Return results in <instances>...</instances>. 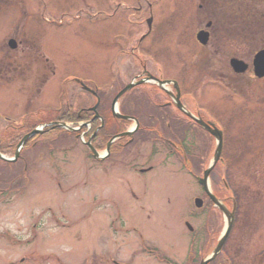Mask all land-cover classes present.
<instances>
[{"label":"rangeland","instance_id":"1","mask_svg":"<svg viewBox=\"0 0 264 264\" xmlns=\"http://www.w3.org/2000/svg\"><path fill=\"white\" fill-rule=\"evenodd\" d=\"M260 9L264 0H0V161L9 165L20 151L19 129L27 117L57 111L64 89L80 99L85 87L73 76L93 89H109L115 78L118 87H133L142 70L137 55L158 75L183 79L192 105L201 104L223 131L221 161L208 179L230 207L236 201L226 241L230 256L224 258L264 264V77L255 76L253 65L264 49ZM206 20L213 26L211 47L244 59V71H234L227 59L217 63L216 53L203 59L202 51L216 52L195 40ZM206 133H193L192 156L150 135L109 159L106 149L93 156L87 133L79 140L58 138L56 131L42 135L41 147L30 149L26 172L16 174L22 166L0 169L2 177L11 176L0 183V264H92L94 256L109 253L130 264H165L142 250L148 244L184 264L186 221L200 229L210 220L194 203L195 197L207 200L197 178L210 166L216 142ZM5 184L11 191L1 192ZM118 212L139 230L112 231ZM225 227L222 216L220 233Z\"/></svg>","mask_w":264,"mask_h":264},{"label":"flooded vegetation","instance_id":"2","mask_svg":"<svg viewBox=\"0 0 264 264\" xmlns=\"http://www.w3.org/2000/svg\"><path fill=\"white\" fill-rule=\"evenodd\" d=\"M212 27L210 20H206L205 26H201L196 35H194L195 40L200 43L202 48L205 49V47H210L212 50L216 51L209 52V50L206 49V51H202V57L203 59L208 60L210 58L209 55L216 53L217 58L220 60L217 63L221 62L223 65L224 60L227 59V62H229V66L231 67V59L242 58L238 56L234 57L233 55L229 56L227 53L220 55L217 47H213V43L211 47L210 41L213 37ZM150 31H152V29ZM199 34H204L201 41L198 39ZM143 39L144 37H141L140 41ZM135 58H137L138 65L141 66L142 70L138 75L136 74L132 78L133 81L135 79L134 82H131L134 86L129 92L124 94L118 104L119 111L122 115L118 116L114 113L113 101L116 94L126 87L128 82L123 86L118 87L121 82L120 79L115 78L111 81L109 89L105 87L93 89L90 87L95 93L91 92V90H86L85 87V92L80 93L79 100H75L78 96L75 91L73 99L76 102H74V104L73 99L68 96L67 91L64 89V92L62 93L64 97V105L62 104L57 111L47 109L46 111L40 112L38 117H27L26 122L20 126V128L24 126V130L19 129V132H22V134L19 137L18 142H20L25 135H29V138L24 143L21 150L22 152L17 156H14L12 161L9 162V167L22 166L19 170L15 171L16 174H19L18 172H26L29 166L27 165L29 164V157L32 154L30 149H33V146L36 144V146L41 147V144H39L41 143V136L52 131L58 133V138L61 136L62 139L71 140L76 138L79 140L80 132L87 133L88 141L97 151V155L101 156L100 153L106 149L108 152L107 159L111 158L112 153L121 154L125 148L127 152L129 144L134 143L133 145H137L142 141H148L150 135H153V140L159 139L166 144L171 145L173 150L180 152L179 154L182 153L183 155L192 156L194 152H192L193 148L189 146V141L192 140L193 133H195L196 130H200L203 134L207 132L195 121L202 118L207 122L208 118L202 113L203 106L199 103L197 105H192L193 101L187 96V93H184V81L182 78V80H180L178 78L166 77V75H158L149 68V63L145 61V59H141L137 55ZM182 72L187 75L188 71L184 68ZM64 86L66 88L67 85ZM150 90H153L154 92ZM123 116L129 117L126 118ZM60 123L68 124V126L73 129L72 132L70 131V133L64 128V126H61ZM133 123L135 125L129 130V126ZM39 126L42 127V130L37 129ZM133 129H136L134 134L129 133ZM17 130L18 128L16 127L14 131L16 132ZM194 130L195 132H193ZM206 134H208V132ZM16 135H18V133ZM71 140L69 142H71ZM17 143L16 141L14 142L15 145ZM196 144L197 143H195V145ZM1 146L3 145L0 144V147ZM200 147L201 153L206 154V151L208 150L207 142ZM43 148L44 145L42 149ZM49 148L51 147L49 146L46 150ZM93 156L96 155L93 153ZM106 158L102 162H105L107 160ZM25 176L26 175H24V177ZM18 179L19 178H16L15 181ZM3 187L4 188H2L3 190L1 192L11 191V188H9L11 186L7 185ZM211 191L224 203L227 202L228 199L223 192L219 191V193H217L212 189ZM203 197H206L207 200L201 197H195L194 203L196 208L205 211L206 220L208 218H210V220H207L205 228L201 227L200 229L194 228L189 220L186 221L185 224L190 231V235H188L187 245L189 246L184 264H204V262L205 264H228L229 259L224 258V256H230L228 253L230 250L226 244L228 238H226L222 250L214 253L216 244L221 235L219 227L222 225L223 214L219 210L218 212L221 214L219 218L215 213L217 210L215 209L211 197L206 193H204ZM197 204L199 206H197ZM192 214L193 215L191 216L197 218V216H195L196 213ZM214 214H216L217 217H215ZM128 217L122 218L121 213L118 212L116 217L110 220V229L117 232L123 231L126 228V234L130 232L131 227L138 231L139 229L133 225L128 226L129 219H131V217ZM118 219H121L119 222L120 225H117L116 227L115 225ZM121 223H124L126 226ZM33 226L35 228V225ZM142 250H147V252L152 255L156 254L159 258L163 257L162 259L164 260L161 261L165 264H173V256L166 255V257H164L159 254L157 255L159 250L156 249V245L148 244L147 247L144 245ZM100 260H102L104 264H130L119 261L116 256L114 255L113 257L111 253L99 257L94 256L91 259L92 264H103ZM177 263L179 262L177 261Z\"/></svg>","mask_w":264,"mask_h":264},{"label":"water","instance_id":"3","mask_svg":"<svg viewBox=\"0 0 264 264\" xmlns=\"http://www.w3.org/2000/svg\"><path fill=\"white\" fill-rule=\"evenodd\" d=\"M151 20V19H149ZM10 43L12 44L13 47H15V40H10ZM232 65L235 67V69L237 71H244L247 68V64L241 60L238 59H232L231 61ZM254 68H255V72L256 75L259 77H263L264 76V50H261L260 52H258L254 58ZM132 85H128L127 87H125L115 98V102L119 99V97L126 92L127 90H129L131 88ZM203 126L205 128H207L216 138V149H215V153L213 156V160L210 163V166L208 167V169L205 171V175L204 178H199L200 182L205 186V189L207 191H209L208 188V183H207V177L209 172L212 170L213 166L215 165V163L217 162V160L220 157L221 151H222V146H223V135L222 132L217 129L214 128L212 126H209L205 123H202ZM28 136H26L23 141L20 143L19 147L22 146V144L24 143V141L27 139ZM1 156V154H0ZM212 196V195H211ZM215 203L217 206H219L222 211L224 212L225 216H226V227L223 231L222 237L219 241V244L217 245L216 249L214 250V253H216L224 244L231 228H232V222H233V213L229 211V209L224 206L217 198L213 197ZM205 264V262H204Z\"/></svg>","mask_w":264,"mask_h":264},{"label":"trees","instance_id":"4","mask_svg":"<svg viewBox=\"0 0 264 264\" xmlns=\"http://www.w3.org/2000/svg\"><path fill=\"white\" fill-rule=\"evenodd\" d=\"M262 11V12H261ZM255 13H256V15H257V17L259 18V19H257V20H259L260 22H262L263 23V21H264V9H260V10H258V11H255ZM2 141H0V144H2L1 143ZM4 147L3 146H1L0 147V150L1 149H3ZM2 165H6L7 167H9V165L7 164V163H3L2 161H0V169H4L3 168V166ZM6 170V169H5ZM7 171V170H6ZM1 174H0V183H9V181H10V179H11V176H3L2 177V172H0ZM8 184H5V185H3V186H7ZM7 193V192H6Z\"/></svg>","mask_w":264,"mask_h":264}]
</instances>
